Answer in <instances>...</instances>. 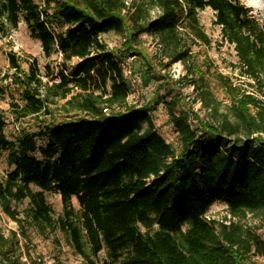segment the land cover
Wrapping results in <instances>:
<instances>
[{
	"label": "trees",
	"instance_id": "obj_1",
	"mask_svg": "<svg viewBox=\"0 0 264 264\" xmlns=\"http://www.w3.org/2000/svg\"><path fill=\"white\" fill-rule=\"evenodd\" d=\"M205 9L213 12L222 41L233 46L239 78L255 93L215 74L230 101L228 114L192 122L177 115L171 99L166 112L177 133L174 148L155 129L149 106L128 105L131 89L120 62L138 54L140 36L148 33L162 47L164 69L182 63V80L195 90L199 83L204 87L200 68L189 63L192 46L210 45L198 21ZM20 23L45 58L56 54L64 66L73 59L80 66L52 77L48 66L41 75L35 60L24 61V71L23 61L9 54L13 73L0 77V101L13 86L22 102L11 105L18 121L50 115L58 101L85 118L51 122L36 133L20 129L9 140L0 117V156L6 154L11 169L0 178V214L17 226L7 236L0 229V264H23L18 236L29 244L26 226L44 239L59 230L88 264L102 251V264H245L251 255L264 258V239L255 231L207 218L217 203L230 219L264 217V100L257 98L264 89V24L240 0H0V36H10ZM110 32L124 35L118 51L101 39ZM47 193L60 196L63 213L56 219ZM24 201L21 217L15 205Z\"/></svg>",
	"mask_w": 264,
	"mask_h": 264
},
{
	"label": "rangeland",
	"instance_id": "obj_2",
	"mask_svg": "<svg viewBox=\"0 0 264 264\" xmlns=\"http://www.w3.org/2000/svg\"><path fill=\"white\" fill-rule=\"evenodd\" d=\"M240 3L248 11L249 15L256 19L260 24H264V0H240ZM154 16V13H152ZM198 21L205 35L210 40L209 47L195 45L192 46V61L189 63L190 69L193 66L200 68L205 86H198L195 90L188 84V80H182L185 76V68L182 63L173 64L163 68L167 63L163 53L160 57L150 54V45L156 41V38L143 33L140 36V45L137 46V55H129L123 58L128 62L131 73L134 76V83H130L132 96L128 98V105H135L137 108L149 106V114L154 127L160 136L170 145L177 147V133L173 126L168 122L166 112V103L171 99L177 101L176 112L187 114L190 122L199 119H217L220 115L228 114L229 98L218 86L214 79L215 74H221L227 77L231 83L245 89L248 93H255L254 88L248 87L245 79L239 78L237 69L238 60L235 56L232 45L224 43L221 39L220 29L214 25V14L210 9L198 12ZM124 35L113 32L107 33L101 37L109 50L118 51L124 41ZM151 51H153L151 49ZM9 54H15L23 62L21 67L27 71L28 66L24 61L35 60L37 68L41 75L46 73V67H49L48 73L55 76L58 72L64 71L65 74L72 73L76 67L80 66L77 59L71 60L65 66L56 54L50 58H45L41 52L39 43L29 38L27 29L23 23L18 25L16 31L10 36H0V77L10 76L13 70L10 69L7 58ZM150 64L148 71L147 65ZM206 64L207 66H204ZM188 77L187 79H191ZM194 79V78H193ZM56 80V79H55ZM43 83H51L50 77H42ZM10 82V81H9ZM16 88L9 86L4 100L0 101V117L5 121L6 127L4 134L9 140H13L20 129L36 133L41 127L48 123H59L62 121L79 120L85 118L80 112L64 110L63 101H58L56 105L51 106L50 115H41L37 118L27 117L20 121L16 120L12 114L14 110L11 105L19 104V95L15 92ZM210 92L204 100V93ZM263 96L257 94V98L264 100ZM206 97V96H205ZM264 136V134H263ZM38 143H41L38 140ZM11 169L7 166L6 154L0 156V178ZM45 199L49 205L54 219L62 215V203L60 196L55 193L45 194ZM71 206L76 211L79 209L75 198L71 199ZM27 207V201L15 205V208L22 217V213ZM0 229L7 236L9 231H16L17 226L11 220L0 214ZM207 218L219 223L229 225V222L239 223L243 229H251L264 239V217L259 214H246L240 219H230L226 213L225 205L217 203L210 207ZM28 238L25 244L20 236L21 263L29 264L30 261H41L42 264H88L83 261L69 246L68 240L59 230L48 234L46 239L39 235L36 228L32 226L25 227ZM143 231V229H142ZM28 248V249H27ZM26 256L27 259H26ZM31 258V260H30ZM105 260V252L102 251L94 260V264H102ZM245 264H264V258L249 256Z\"/></svg>",
	"mask_w": 264,
	"mask_h": 264
},
{
	"label": "built area",
	"instance_id": "obj_3",
	"mask_svg": "<svg viewBox=\"0 0 264 264\" xmlns=\"http://www.w3.org/2000/svg\"><path fill=\"white\" fill-rule=\"evenodd\" d=\"M151 49H152L153 51H151ZM149 51H150V54H151V55H153V56H157V57H160V56H161V52H162V47H161V45H160L157 41H155L154 43H152V44L150 45V50H149ZM59 59H60V55H59ZM120 66H121V68H122V70H123V73H124V75H125V77H126L128 83H129V84H130V83H134V82H135V81H134V76H133L132 73H131V69H130V66H129L128 62H125V61L122 60V61L120 62ZM130 96H132V93L129 94L128 98H129ZM128 98H127V100H128ZM103 112L106 113V110H103Z\"/></svg>",
	"mask_w": 264,
	"mask_h": 264
}]
</instances>
